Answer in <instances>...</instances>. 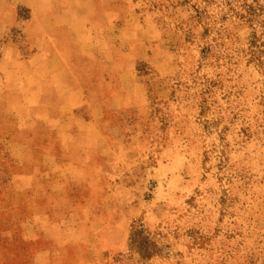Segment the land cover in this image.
<instances>
[{
  "label": "rangeland",
  "instance_id": "rangeland-1",
  "mask_svg": "<svg viewBox=\"0 0 264 264\" xmlns=\"http://www.w3.org/2000/svg\"><path fill=\"white\" fill-rule=\"evenodd\" d=\"M83 3L106 87L0 140V264H264V0Z\"/></svg>",
  "mask_w": 264,
  "mask_h": 264
},
{
  "label": "crops",
  "instance_id": "crops-1",
  "mask_svg": "<svg viewBox=\"0 0 264 264\" xmlns=\"http://www.w3.org/2000/svg\"><path fill=\"white\" fill-rule=\"evenodd\" d=\"M83 2L0 0V140H15L20 158L25 124L48 119L56 109L97 103L106 87L99 58L85 50L87 38L106 35L94 34L89 4ZM85 59L92 64L86 62L84 70Z\"/></svg>",
  "mask_w": 264,
  "mask_h": 264
},
{
  "label": "trees",
  "instance_id": "trees-1",
  "mask_svg": "<svg viewBox=\"0 0 264 264\" xmlns=\"http://www.w3.org/2000/svg\"><path fill=\"white\" fill-rule=\"evenodd\" d=\"M251 9H249V10H247V14L248 15H251L254 11H250ZM264 28V27H263ZM262 49H263V51H264V45H263V47H262ZM245 130V129H244Z\"/></svg>",
  "mask_w": 264,
  "mask_h": 264
}]
</instances>
